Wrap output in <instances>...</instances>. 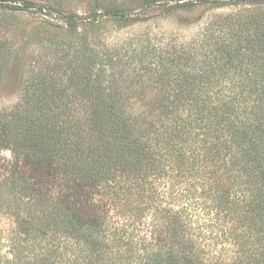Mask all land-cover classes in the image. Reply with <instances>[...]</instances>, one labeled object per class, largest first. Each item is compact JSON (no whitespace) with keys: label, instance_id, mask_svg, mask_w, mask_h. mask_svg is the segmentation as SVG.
<instances>
[{"label":"trees","instance_id":"obj_1","mask_svg":"<svg viewBox=\"0 0 264 264\" xmlns=\"http://www.w3.org/2000/svg\"><path fill=\"white\" fill-rule=\"evenodd\" d=\"M144 1L163 14L207 0ZM5 2L0 78L22 10ZM97 3L62 14L64 32L45 22L27 50L19 101L0 109V212L50 234L43 264H231L215 237L228 242L235 183L264 225V0H232L241 9L182 41L114 43L88 36ZM134 18L120 6L109 20Z\"/></svg>","mask_w":264,"mask_h":264},{"label":"rangeland","instance_id":"obj_2","mask_svg":"<svg viewBox=\"0 0 264 264\" xmlns=\"http://www.w3.org/2000/svg\"><path fill=\"white\" fill-rule=\"evenodd\" d=\"M96 0H7L10 6H19L16 10L14 23L18 26V51L14 58L5 61L0 78V109L11 108L19 101L21 88L27 74L26 55L35 40V34L43 30L45 22L55 23L59 31L64 32L65 25L61 15L74 13L86 16L92 10ZM22 2L28 3L23 10ZM224 2H228L224 4ZM232 0H207L192 9L173 10L170 13H158L145 9L144 0H98L97 11L101 13V28L88 36L105 43H114L126 37L139 35L141 32L165 31L175 35L180 41L201 32L203 26L212 22L215 24L217 15H229L232 9L239 10L231 4ZM129 9L134 19L122 23L109 20L118 7ZM236 7V8H235ZM18 8V7H17ZM145 9V10H144ZM96 10V9H95ZM235 12V10H234ZM240 22L236 23L239 25ZM83 32L91 30V26H82ZM9 156L8 152L3 154ZM251 184L242 196L237 191L236 183L232 190L231 217L226 227L229 229V239L215 237V256L223 247L227 249L223 254L231 264H264V225L259 219L257 201L253 197ZM15 219L7 211L0 212V264H43L52 254L50 234L42 239L38 233L25 230H15ZM34 227V225H33ZM27 228H30L28 226ZM14 231V232H12ZM58 243V242H57ZM46 248V249H45ZM47 248L49 250H47ZM64 261L63 264H65ZM55 264H61V260Z\"/></svg>","mask_w":264,"mask_h":264}]
</instances>
